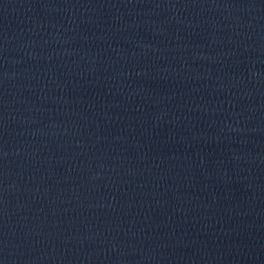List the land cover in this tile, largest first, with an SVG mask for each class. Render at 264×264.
Segmentation results:
<instances>
[{"label": "water", "instance_id": "obj_1", "mask_svg": "<svg viewBox=\"0 0 264 264\" xmlns=\"http://www.w3.org/2000/svg\"><path fill=\"white\" fill-rule=\"evenodd\" d=\"M0 264H264V0H0Z\"/></svg>", "mask_w": 264, "mask_h": 264}]
</instances>
